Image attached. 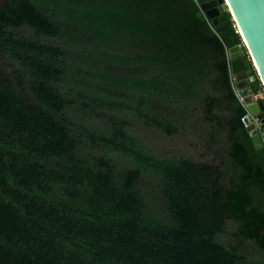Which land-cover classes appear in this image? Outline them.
Masks as SVG:
<instances>
[{"label":"trees","instance_id":"trees-1","mask_svg":"<svg viewBox=\"0 0 264 264\" xmlns=\"http://www.w3.org/2000/svg\"><path fill=\"white\" fill-rule=\"evenodd\" d=\"M228 18L197 0L0 4V264H264V148Z\"/></svg>","mask_w":264,"mask_h":264},{"label":"water","instance_id":"water-1","mask_svg":"<svg viewBox=\"0 0 264 264\" xmlns=\"http://www.w3.org/2000/svg\"><path fill=\"white\" fill-rule=\"evenodd\" d=\"M197 2L217 31L224 27V21L228 18L224 7V3L226 4L264 86V0H197ZM241 55L240 45L229 49L235 88L248 110L243 121L248 131L256 133L253 137L256 148L262 149L264 136L259 133V129L264 131V102L253 92L251 81L255 77L248 75ZM250 114L255 115L260 125L252 120Z\"/></svg>","mask_w":264,"mask_h":264},{"label":"built area","instance_id":"built-area-1","mask_svg":"<svg viewBox=\"0 0 264 264\" xmlns=\"http://www.w3.org/2000/svg\"><path fill=\"white\" fill-rule=\"evenodd\" d=\"M250 115H251V117H252V120H253L254 122L258 123V125H260V123H259L258 119L255 117V115H252V114H250ZM257 133H258V132H257ZM259 133H261V134L264 136V131L261 130V128L259 129Z\"/></svg>","mask_w":264,"mask_h":264},{"label":"flooded vegetation","instance_id":"flooded-vegetation-1","mask_svg":"<svg viewBox=\"0 0 264 264\" xmlns=\"http://www.w3.org/2000/svg\"><path fill=\"white\" fill-rule=\"evenodd\" d=\"M7 0H0V4L6 2Z\"/></svg>","mask_w":264,"mask_h":264},{"label":"rangeland","instance_id":"rangeland-1","mask_svg":"<svg viewBox=\"0 0 264 264\" xmlns=\"http://www.w3.org/2000/svg\"><path fill=\"white\" fill-rule=\"evenodd\" d=\"M225 4V3H224ZM227 7V6H226ZM227 9H228V7H227Z\"/></svg>","mask_w":264,"mask_h":264}]
</instances>
